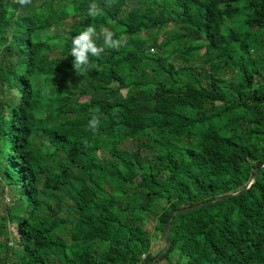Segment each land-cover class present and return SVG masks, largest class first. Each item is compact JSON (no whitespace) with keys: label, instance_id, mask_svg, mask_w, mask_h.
I'll return each instance as SVG.
<instances>
[{"label":"trees","instance_id":"16d2710c","mask_svg":"<svg viewBox=\"0 0 264 264\" xmlns=\"http://www.w3.org/2000/svg\"><path fill=\"white\" fill-rule=\"evenodd\" d=\"M92 2L0 0V190L16 196L0 264H143L165 249L151 254L147 216L164 241L172 211L243 189L264 163V0H95V18ZM239 4L244 29L223 33ZM89 24L98 45L100 28L126 40L78 75L71 38ZM168 236L153 264H264V167Z\"/></svg>","mask_w":264,"mask_h":264},{"label":"clouds","instance_id":"9594fccd","mask_svg":"<svg viewBox=\"0 0 264 264\" xmlns=\"http://www.w3.org/2000/svg\"><path fill=\"white\" fill-rule=\"evenodd\" d=\"M15 2L24 7L30 5L32 0H15ZM106 6L110 7L111 5L106 3ZM103 14L104 9L101 8L95 0L88 5L89 17L95 18L97 16H102ZM96 36L97 31L95 26L89 24L82 32L71 38L72 47L70 55L73 57L72 67L78 75L87 74L93 70V63L90 60V56L99 57L104 52L105 46L107 48H119L121 45V41L114 39L115 34L109 30H105L103 33L102 45L97 44L94 39ZM101 118L99 109L94 110L87 125L88 130L95 134L99 129ZM84 143L85 146H87V141Z\"/></svg>","mask_w":264,"mask_h":264},{"label":"rangeland","instance_id":"374dc122","mask_svg":"<svg viewBox=\"0 0 264 264\" xmlns=\"http://www.w3.org/2000/svg\"><path fill=\"white\" fill-rule=\"evenodd\" d=\"M199 1L203 2L205 0H199ZM239 7H240V10H239V14L237 15V17L233 21H228V20L225 21V23L221 29L223 33L226 34L230 29H233V28L240 30V31H242L244 29L242 24H243L244 17L247 14L248 10L243 8L241 4H239ZM67 22H69V21H67ZM51 30L52 29H50L49 31H44L41 34V37L53 35L54 30H52V31ZM105 30H108V29L107 28H100L98 34L103 35ZM50 31H51V33H50ZM175 34H178V30H176V28L173 26V22H171L169 24V28H166L161 33L160 41L163 42L165 40V38L170 37V36L175 35ZM96 37H94V39ZM125 40H126V38L123 37L120 41L124 42ZM156 52H157L156 49L150 50L151 54H155ZM203 53H204V49H201L199 51V57L202 56ZM199 57H197L193 63L194 66H196V67L198 65H200V62H199L200 60L198 59ZM176 58H177L176 56L172 57L171 61L176 60ZM202 59L203 58L201 57V60ZM219 76L221 78H224V79L232 78L231 74L229 72H226V71L220 72ZM256 82L261 83L262 82L261 77L256 76ZM122 94H125V91H122ZM122 147L128 148V149H134L136 147V143L134 141H129V142L124 143L122 145ZM15 198H16L15 194L9 188H6L4 190H0V214L2 212L3 205L6 203H8V204L12 203L15 200ZM154 227H155V220L153 219V217L147 216L146 229L151 233V250H150L151 254H155L157 251L161 250L165 245L164 241L162 240V238L159 234V232L155 231ZM177 260H178V255L175 252H173L168 260L160 261L158 264H175Z\"/></svg>","mask_w":264,"mask_h":264},{"label":"water","instance_id":"95a60500","mask_svg":"<svg viewBox=\"0 0 264 264\" xmlns=\"http://www.w3.org/2000/svg\"><path fill=\"white\" fill-rule=\"evenodd\" d=\"M263 167H264V163L259 164L257 166V168L255 169L250 181L246 184V186L243 189H241V190H239V191H237L235 193L216 196V197H213V198H211L209 200H206V201H203V202H200V203H197V204H193L191 206L183 207V208H180L178 210L172 211L170 213V215L168 216V218L166 220V223L164 225V228H163V237H164V242H165V249L163 250L162 253L156 255L155 257H153L152 259L146 261L143 264H153V263L157 262L159 259H161L164 254L167 253V251H168V249L170 247V240H169V236H168L169 226H170V223H171V221H172L174 216H176L178 214H182V213L188 212V211H193V210H196V209L201 208L203 206H207V205L213 204L215 202L222 201V200L228 199L230 197L238 196V195L242 194L247 189H249L250 186L256 181L257 176L259 174V171Z\"/></svg>","mask_w":264,"mask_h":264}]
</instances>
